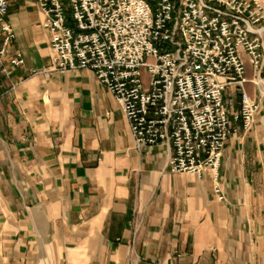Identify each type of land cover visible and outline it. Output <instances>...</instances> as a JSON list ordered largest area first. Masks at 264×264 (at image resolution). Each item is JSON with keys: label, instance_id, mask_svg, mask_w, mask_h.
Segmentation results:
<instances>
[{"label": "crops", "instance_id": "obj_1", "mask_svg": "<svg viewBox=\"0 0 264 264\" xmlns=\"http://www.w3.org/2000/svg\"><path fill=\"white\" fill-rule=\"evenodd\" d=\"M0 78V264H264V96L250 130L231 120L218 199L209 172L171 173L166 145L133 147L128 122L89 70L42 71L49 34L33 0H9ZM251 77V69L247 67ZM240 87L223 91L230 117Z\"/></svg>", "mask_w": 264, "mask_h": 264}, {"label": "built area", "instance_id": "obj_2", "mask_svg": "<svg viewBox=\"0 0 264 264\" xmlns=\"http://www.w3.org/2000/svg\"><path fill=\"white\" fill-rule=\"evenodd\" d=\"M33 1L52 50L42 73L89 70L124 114L134 149L166 145L169 172H209L223 200L217 172L231 120L248 131L258 110L244 85L264 96V2ZM8 11L0 0V78L24 63ZM232 84L241 91L230 117L223 91Z\"/></svg>", "mask_w": 264, "mask_h": 264}, {"label": "rangeland", "instance_id": "obj_3", "mask_svg": "<svg viewBox=\"0 0 264 264\" xmlns=\"http://www.w3.org/2000/svg\"><path fill=\"white\" fill-rule=\"evenodd\" d=\"M261 1H263V2H264V0H261Z\"/></svg>", "mask_w": 264, "mask_h": 264}]
</instances>
